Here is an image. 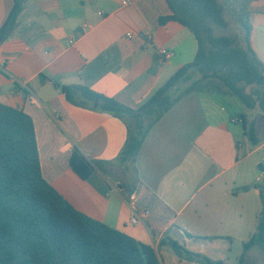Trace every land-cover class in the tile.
Here are the masks:
<instances>
[{"label":"crops","instance_id":"crops-1","mask_svg":"<svg viewBox=\"0 0 264 264\" xmlns=\"http://www.w3.org/2000/svg\"><path fill=\"white\" fill-rule=\"evenodd\" d=\"M13 2L0 0V28ZM230 8L237 17L245 13L251 48L264 65V0ZM172 14L167 0H30L0 45V103L32 118L43 176L76 210L151 246L160 264H199L180 259L170 241L234 264L228 221L236 220V201L252 196L247 171L264 148L251 116L255 108L246 109L236 96L192 92L155 124L136 159L126 163V122L98 110L81 91L135 110L147 102L198 52L187 27L160 24ZM161 49L172 54L163 63ZM63 87L71 88L73 102ZM236 119L255 125L258 146ZM75 151L94 167L88 179L70 165ZM254 196L261 199L258 189ZM211 237L216 239H206Z\"/></svg>","mask_w":264,"mask_h":264},{"label":"trees","instance_id":"trees-1","mask_svg":"<svg viewBox=\"0 0 264 264\" xmlns=\"http://www.w3.org/2000/svg\"><path fill=\"white\" fill-rule=\"evenodd\" d=\"M30 0H14L12 10L0 28V45L18 27L20 15ZM255 0H167L173 14L160 18L161 25L176 21L198 40L193 62L178 70L138 109L81 88L83 97L100 111L126 122L128 139L121 153L124 162L134 161L151 129L183 97L192 92H212L238 97L246 109L256 108L255 94L264 112V65L250 45L252 28L245 13L238 17L245 30V42L214 35L211 23L227 28L225 5L247 6ZM247 15V14H246ZM181 84L188 86L175 93ZM247 86H255L251 94ZM73 102L71 88L63 87ZM253 146L260 140L253 123L242 120ZM72 169L88 179L94 167L79 152L70 158ZM244 244L247 248L264 232ZM210 240L215 237L206 238ZM182 260L199 264H226L189 251L175 241L168 242ZM0 264H160L151 246L94 220L71 206L44 178L36 131L32 118L0 103Z\"/></svg>","mask_w":264,"mask_h":264},{"label":"rangeland","instance_id":"rangeland-1","mask_svg":"<svg viewBox=\"0 0 264 264\" xmlns=\"http://www.w3.org/2000/svg\"><path fill=\"white\" fill-rule=\"evenodd\" d=\"M225 8L224 18L227 21L228 26L227 28H222L217 24L211 23L214 35L234 37L238 44L243 45L245 42V30L240 25L238 19L239 17H237L229 5H225ZM187 86V84H181L175 90V93L182 91ZM254 89L255 86H247L246 92L251 94ZM253 98L256 102V108L251 116L254 118V124L258 125V128L261 131L260 135L264 141V112L260 105L259 98L255 94H253ZM254 156L255 157L253 158L258 159L259 163L253 170L247 171L248 180L250 182L247 189L249 187H253L252 196L244 203H241V201H236L233 209L236 220L228 221L231 229L230 235L232 237L231 257L234 264L240 261L239 259L244 253V244L249 242L252 236L257 234L258 225L261 222L264 224V207L263 210H261V199L264 202V148L262 151L255 153ZM128 177L129 184L133 186L136 180L132 166L129 169ZM255 189L260 191L261 199L254 196ZM241 191L245 192V190L242 189ZM242 207L243 210H241ZM240 211H242V219H240L238 216ZM255 213H260L259 220H255ZM256 239V242L247 248L242 264H264V232H262L261 236L257 235Z\"/></svg>","mask_w":264,"mask_h":264},{"label":"built area","instance_id":"built-area-1","mask_svg":"<svg viewBox=\"0 0 264 264\" xmlns=\"http://www.w3.org/2000/svg\"><path fill=\"white\" fill-rule=\"evenodd\" d=\"M124 4H127V2H124ZM101 15V13H99ZM127 37L132 39L133 35L131 33L127 34ZM160 54H161V62H166L168 59H170V57L172 56L171 52L167 49H161L160 50ZM238 121L239 123H242L243 121L240 120H234V122ZM149 212H145L144 215H148ZM140 223V217L137 215H134V217L132 218V224L138 225Z\"/></svg>","mask_w":264,"mask_h":264}]
</instances>
